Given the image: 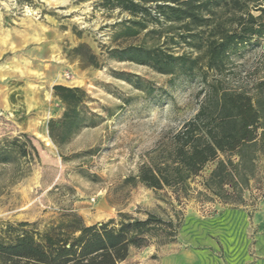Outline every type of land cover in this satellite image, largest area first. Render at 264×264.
Returning <instances> with one entry per match:
<instances>
[{
  "label": "rangeland",
  "instance_id": "374dc122",
  "mask_svg": "<svg viewBox=\"0 0 264 264\" xmlns=\"http://www.w3.org/2000/svg\"><path fill=\"white\" fill-rule=\"evenodd\" d=\"M105 1L0 0V140L23 142L25 133L38 151L32 161L0 163V232L21 222L41 232L65 211L86 224L119 212L139 218L154 212L180 219L175 240L132 248L117 264H163L185 255L207 264L258 263L264 257V151L238 202L204 190L201 183L215 162L179 198L168 188L124 183L194 116L203 84L115 58L114 49L130 44L174 54L191 49L171 40L166 24L148 21L146 29L126 36L120 23L131 15ZM158 27L161 33H146ZM228 65L235 84L264 78V37L231 55ZM132 76L151 92L136 88L127 80ZM56 84L84 89L85 108L101 117L61 146L51 141L47 125L64 110L53 93Z\"/></svg>",
  "mask_w": 264,
  "mask_h": 264
},
{
  "label": "trees",
  "instance_id": "16d2710c",
  "mask_svg": "<svg viewBox=\"0 0 264 264\" xmlns=\"http://www.w3.org/2000/svg\"><path fill=\"white\" fill-rule=\"evenodd\" d=\"M105 4L131 15L120 23L126 36L146 29L148 21L159 27L166 24L169 38L176 37L191 49L174 54L153 44H130L114 49L115 58L148 65L159 73L199 79L203 84V99L194 116L124 183L168 188L179 198L187 196L190 182L215 162L201 183L204 190L231 203L241 201L258 152L264 151V78L250 86L235 84L228 63L231 55L264 37V0H106ZM159 27L146 33L159 34ZM127 80L148 93L152 90L141 85L138 76ZM53 93L64 106L61 116L47 124L55 145L61 146L83 127L99 122L100 115L85 108L89 95L84 89L56 84ZM21 136L23 142L0 140V163L38 157L32 138L25 133ZM31 225L21 222L1 229L0 264H117L132 248L174 241L180 219L154 212L144 218L119 212L117 218L86 224L78 213L65 211L41 232L30 229Z\"/></svg>",
  "mask_w": 264,
  "mask_h": 264
},
{
  "label": "crops",
  "instance_id": "0c3cea01",
  "mask_svg": "<svg viewBox=\"0 0 264 264\" xmlns=\"http://www.w3.org/2000/svg\"><path fill=\"white\" fill-rule=\"evenodd\" d=\"M261 249L264 250V242L261 245ZM206 261H207L206 259H197L189 255H185V256H181V258L178 257L175 259L167 260L163 264H207ZM250 264H264V257H261L258 263H254L251 261Z\"/></svg>",
  "mask_w": 264,
  "mask_h": 264
}]
</instances>
